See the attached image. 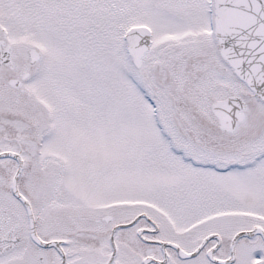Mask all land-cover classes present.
Instances as JSON below:
<instances>
[{
    "label": "snow or ice",
    "instance_id": "snow-or-ice-1",
    "mask_svg": "<svg viewBox=\"0 0 264 264\" xmlns=\"http://www.w3.org/2000/svg\"><path fill=\"white\" fill-rule=\"evenodd\" d=\"M0 264H264V0H0Z\"/></svg>",
    "mask_w": 264,
    "mask_h": 264
}]
</instances>
